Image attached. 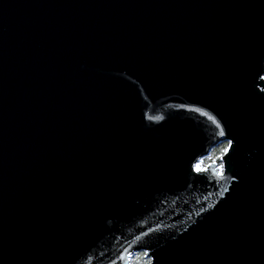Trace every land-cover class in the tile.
I'll return each instance as SVG.
<instances>
[{"label": "water", "instance_id": "obj_1", "mask_svg": "<svg viewBox=\"0 0 264 264\" xmlns=\"http://www.w3.org/2000/svg\"><path fill=\"white\" fill-rule=\"evenodd\" d=\"M138 252L264 264V0H0V264Z\"/></svg>", "mask_w": 264, "mask_h": 264}, {"label": "trees", "instance_id": "obj_2", "mask_svg": "<svg viewBox=\"0 0 264 264\" xmlns=\"http://www.w3.org/2000/svg\"><path fill=\"white\" fill-rule=\"evenodd\" d=\"M227 143L222 142L213 147L207 156L202 157L199 161H201V166H205L208 162L212 161V158L217 154L221 153L222 150L226 147ZM147 259L144 258V252L134 253L130 256L129 264H144Z\"/></svg>", "mask_w": 264, "mask_h": 264}, {"label": "snow or ice", "instance_id": "obj_3", "mask_svg": "<svg viewBox=\"0 0 264 264\" xmlns=\"http://www.w3.org/2000/svg\"><path fill=\"white\" fill-rule=\"evenodd\" d=\"M197 111H199V109H197ZM229 145H231V141H229ZM229 151V147H225L223 150H222V152H221V156L223 155V154H225V153H227ZM218 159H219V157H218ZM201 161H197V163L196 164H194L192 167H193V170L194 171H196V172H202V171H205L206 170V168H207V166H204V167H202L201 166ZM223 165H220L219 166V171L217 172V175H220V174H222V171H223ZM144 255L145 256H147V252H145L144 253ZM129 256H131V253H129ZM144 264H152V258L151 257H148V259L144 262Z\"/></svg>", "mask_w": 264, "mask_h": 264}, {"label": "rangeland", "instance_id": "obj_4", "mask_svg": "<svg viewBox=\"0 0 264 264\" xmlns=\"http://www.w3.org/2000/svg\"><path fill=\"white\" fill-rule=\"evenodd\" d=\"M220 156H221V153L217 154L215 157L212 158V162H216L218 167L220 166V162H219V159H218V157H220Z\"/></svg>", "mask_w": 264, "mask_h": 264}]
</instances>
